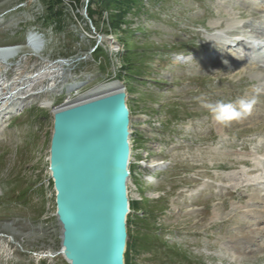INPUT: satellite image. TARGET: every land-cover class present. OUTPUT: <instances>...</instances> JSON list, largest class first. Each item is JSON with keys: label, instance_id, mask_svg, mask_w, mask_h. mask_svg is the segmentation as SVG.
<instances>
[{"label": "rangeland", "instance_id": "374dc122", "mask_svg": "<svg viewBox=\"0 0 264 264\" xmlns=\"http://www.w3.org/2000/svg\"><path fill=\"white\" fill-rule=\"evenodd\" d=\"M52 1L0 0V47H13L0 49L9 52L0 54L1 75L12 82L61 64L56 85L49 78L24 89L43 93L22 101L0 133V264H66L56 254L47 106L114 80L125 84L137 147H158L164 168L154 187L142 184L148 171L134 179L129 264H264V51L247 59L223 46L232 35L264 40V0H141L118 28L105 15L95 28L88 0L49 12ZM180 53L194 56L179 65ZM240 99L255 103L226 123L206 107ZM249 231L253 244L232 246Z\"/></svg>", "mask_w": 264, "mask_h": 264}, {"label": "water", "instance_id": "95a60500", "mask_svg": "<svg viewBox=\"0 0 264 264\" xmlns=\"http://www.w3.org/2000/svg\"><path fill=\"white\" fill-rule=\"evenodd\" d=\"M112 83L52 113L48 171L66 264H124L130 114L123 82L99 85Z\"/></svg>", "mask_w": 264, "mask_h": 264}, {"label": "bare ground", "instance_id": "6f19581e", "mask_svg": "<svg viewBox=\"0 0 264 264\" xmlns=\"http://www.w3.org/2000/svg\"><path fill=\"white\" fill-rule=\"evenodd\" d=\"M216 28H219V27H216ZM3 51V50H2ZM187 61H180V62H178V64H182V65H184V63H186ZM49 64V63H48ZM61 65V64H60ZM60 65H50V66H48V65H45V66H43V70H42V73L40 74H38L37 76H35L34 74H30V75H27V76H23V75H20L19 77H16L15 79H13V81L12 82H10V81H8V80H4V79H7V76H2L1 74H2V70H1V68L3 67L2 66V64L0 63V77H1V81H0V87L1 88H3V89H1V91H0V106H5V105H7V101H9V99H6V97H7V95H11V94H14V96L13 97H15V98H13V99H15V100H20L21 99V95L23 94V92H24V89H30L33 85H41V84H43V82L45 81V80H48L49 78H50V81L52 82V84L53 85H56V83H57V81L60 79L59 77H61V76H59L60 75V71L58 72V73H56L55 72V70L52 72V70L53 69H57L58 67H60ZM58 71V70H57ZM29 74V73H28ZM38 80V81H37ZM35 81H37V83L36 84H34V82ZM39 83V84H38ZM5 84L7 85V86H9V88H5ZM51 84V83H50ZM105 88H108L107 89V91L108 90H114L115 88H117V85H116V83H112V84H109V85H100V86H97V87H95V88H93L92 90H90L89 92H97V93H95V94H102L103 92H107V91H100V90H102V89H105ZM76 92H75V99H74V101L72 100H67L65 103H64V106H66V105H68V104H71V103H73V102H75L76 104L78 103V102H81V100H83V99H86V98H88V97H90V96H85V95H80V93H78L77 92V89L75 90ZM88 92V93H89ZM43 93V92H42ZM42 93H37L38 95H40V94H42ZM69 94H71V92H70V90L67 92V96L69 95ZM33 96H37V95H33ZM32 96V97H33ZM74 96V95H73ZM92 96H96V95H92ZM11 98V99H12ZM2 101V102H1ZM13 101V100H12ZM19 102V101H18ZM15 104L17 105H19V103H17V102H15ZM46 105H47V103H46ZM47 107H49V108H52V113L53 112H56L57 111V109H58V107L57 108H53V107H51V105L48 103V106ZM131 143H132V146H133V148H135V150L132 152V154H131V161H130V163H131V166L132 167H135L136 168V170L135 171H133V173H132V175H131V178H130V188H129V192H130V195L131 194H134L136 191H137V188H136V186L132 183L133 182V178H137V177H139V175H140V166L141 167H143V165H145V163H143L142 161L143 160H147V159H150L151 158V154H152V151H151V149L150 148H148V147H150L149 145H146V152H143V150L142 149H138V148H136V146H135V144L133 143V141H131ZM153 147V146H152ZM153 149H156L155 150V152H158V151H160V149L158 148V147H156V146H154V148ZM163 165V162H159V161H157V162H153L151 165H152V168H155L156 170H160L161 169V167H163V166H160V165ZM162 169H164V168H162ZM153 171V176L152 177H154L155 176V173L157 172V171ZM148 174V173H147ZM142 176V175H141ZM145 179V181L148 183V184H150V186H154V185H152L151 184V182H153L154 180L156 181V179L155 178H151V177H149V178H144ZM150 198V197H149ZM251 200H255L254 198L253 199H251ZM264 202V201H263ZM249 207V206H248ZM253 207V206H252ZM242 214V213H241ZM262 215V214H261ZM260 218L261 219H264V215H262V216H260ZM263 223V222H262ZM257 231H259V230H257ZM255 234H257L256 232H252V231H249V232H242L241 233V237H238V236H232L231 237V244H232V246H237V244H238V242H239V239H246L247 240V242L249 243V244H253L252 242L255 240V237H254V235ZM239 238V239H238ZM248 244V245H249ZM247 246V245H246ZM255 247V246H254ZM247 248V247H246ZM246 248H245V250H246ZM258 248V247H257ZM250 249V248H249Z\"/></svg>", "mask_w": 264, "mask_h": 264}, {"label": "trees", "instance_id": "16d2710c", "mask_svg": "<svg viewBox=\"0 0 264 264\" xmlns=\"http://www.w3.org/2000/svg\"><path fill=\"white\" fill-rule=\"evenodd\" d=\"M61 1L62 0H54L52 2H49L47 5L49 12L52 11L53 7L61 3ZM67 1L71 6H75L76 8L82 6L83 4L82 0H67ZM140 3L141 0H88L86 6V13L89 20L91 21V23L95 28L97 27L98 20L100 21L104 15L106 16L107 21H109L110 28H118L119 24L123 23V18L127 14L133 12L136 9V7L140 5ZM61 15H62L61 12L55 13V19L57 22L60 21L62 17ZM102 22H104V20ZM127 224L129 227L130 224L129 219L127 220ZM129 234H130V230H129ZM129 239H130V235H129ZM129 247L130 244L128 243L127 251L125 253V264H129V258H128Z\"/></svg>", "mask_w": 264, "mask_h": 264}, {"label": "clouds", "instance_id": "9594fccd", "mask_svg": "<svg viewBox=\"0 0 264 264\" xmlns=\"http://www.w3.org/2000/svg\"><path fill=\"white\" fill-rule=\"evenodd\" d=\"M231 42V39H225L223 41L224 45H228ZM224 63L227 64V61L225 60ZM254 103V100L240 99L237 101L239 107H236L231 103H224L222 101H217L214 104H207L206 107L212 113L214 119L217 122L226 123L232 120L243 118V116L251 109Z\"/></svg>", "mask_w": 264, "mask_h": 264}]
</instances>
